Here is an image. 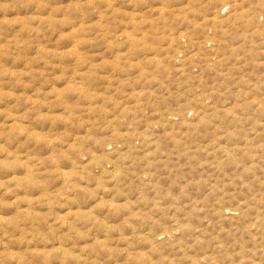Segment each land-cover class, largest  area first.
Masks as SVG:
<instances>
[{"label": "rangeland", "instance_id": "374dc122", "mask_svg": "<svg viewBox=\"0 0 264 264\" xmlns=\"http://www.w3.org/2000/svg\"><path fill=\"white\" fill-rule=\"evenodd\" d=\"M0 264H264V0H0Z\"/></svg>", "mask_w": 264, "mask_h": 264}]
</instances>
